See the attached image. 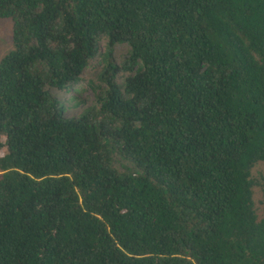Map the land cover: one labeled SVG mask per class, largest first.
<instances>
[{
    "label": "trees",
    "instance_id": "16d2710c",
    "mask_svg": "<svg viewBox=\"0 0 264 264\" xmlns=\"http://www.w3.org/2000/svg\"><path fill=\"white\" fill-rule=\"evenodd\" d=\"M0 19V264H264V0Z\"/></svg>",
    "mask_w": 264,
    "mask_h": 264
},
{
    "label": "rangeland",
    "instance_id": "374dc122",
    "mask_svg": "<svg viewBox=\"0 0 264 264\" xmlns=\"http://www.w3.org/2000/svg\"><path fill=\"white\" fill-rule=\"evenodd\" d=\"M12 29H13V23L11 20H2L0 19V61L9 54L12 50H14V45L12 42ZM84 98L92 97L91 93H84ZM78 113L77 110H73L71 114ZM264 172V165H259L254 170V176L258 177L259 173ZM1 176V172H0ZM256 199H261V191L259 189L256 190Z\"/></svg>",
    "mask_w": 264,
    "mask_h": 264
}]
</instances>
